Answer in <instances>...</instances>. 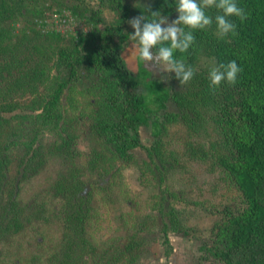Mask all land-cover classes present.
<instances>
[{
    "label": "rangeland",
    "instance_id": "obj_1",
    "mask_svg": "<svg viewBox=\"0 0 264 264\" xmlns=\"http://www.w3.org/2000/svg\"><path fill=\"white\" fill-rule=\"evenodd\" d=\"M7 1L10 14L0 22V210L8 203L13 207L0 216V223L17 207L20 227L0 238V264H55L71 235L63 218L67 193L57 190L65 180L78 183L81 194L93 196L86 236L96 250L82 256L79 252L75 264H103V250L124 245L132 232L145 238L141 256L135 263L118 264H219L205 250L215 226L227 211L238 213L246 205L231 176L215 162L216 154L228 152L217 122L227 89L221 85L214 90L216 99L202 110L204 118L196 127L184 119L166 122L156 138L151 124L141 126L142 143L160 145V156L154 152L150 157L138 147L132 159H119L93 129L105 93L96 72H83L66 89L58 126L36 120L54 84L56 50L82 40L86 45L114 14L96 0ZM124 1L130 11L127 27L134 31L128 21L141 16L138 8L154 0ZM178 16L164 17L172 22ZM133 43L125 42L122 54L137 71L139 59L129 50ZM40 50L46 55L41 57ZM213 64L214 57L200 54V70L209 75ZM143 66L170 91H186L174 72L154 74ZM36 67L42 75L30 81ZM167 110L181 111L173 100L167 101ZM165 223L172 244L168 257L161 244Z\"/></svg>",
    "mask_w": 264,
    "mask_h": 264
},
{
    "label": "trees",
    "instance_id": "obj_2",
    "mask_svg": "<svg viewBox=\"0 0 264 264\" xmlns=\"http://www.w3.org/2000/svg\"><path fill=\"white\" fill-rule=\"evenodd\" d=\"M96 1L100 8L113 13L114 19L105 22L103 28H97L86 45L82 40L79 45L56 50L54 84L43 99L36 120L58 126L64 117L63 95L66 89L83 72H96L105 93L103 107L94 121V131L110 145L119 159H132V150L138 147L145 149L150 157L154 152L160 156V145L147 147L142 143L140 127L151 124L156 138L164 131L166 122L184 119L189 126L196 127L197 120L204 118L202 110L216 99L210 87L209 75L198 67L200 54L214 57L216 65L235 60L242 71L234 85L227 82L221 84L227 89L228 93L225 92L224 96L228 101L222 104L217 120L228 152L216 154L215 162L231 176L246 205L238 213L231 210L226 212L224 220L216 224L212 241L205 250L219 264H264V0H236L237 5L244 9L247 19L241 21L236 16L229 17L236 25V34H229L223 39L215 35L214 19L222 13L216 8L206 9V14L213 18L211 28L194 30L195 44L187 52L177 50L174 53L177 60L195 69L193 79L183 85L185 92H172L152 79L151 72L141 60L137 71L129 67L122 54L123 44L134 34L127 27L129 8L124 0ZM138 12L149 20L153 19L151 12L171 15L177 12V0H154L151 5L139 7ZM8 14V1L0 0V22L6 20ZM185 31L189 29L185 27ZM229 37L232 38L229 40ZM39 54L45 56L46 51L40 50ZM37 70L38 67L30 74V81L42 75ZM144 87L147 92L142 90ZM169 100H173L181 111H168ZM33 143L34 139L27 144L30 147ZM57 190L67 193L63 218L71 235L55 264H75L73 258L79 252V256H82V252L89 254L96 250L86 236L93 196L81 194V186L70 180L60 182ZM12 207L11 203L2 205L0 216L5 217ZM16 209L5 223L0 219V238L18 232L20 208ZM73 237L82 242L79 244L80 250ZM161 237L168 257L172 244L166 223ZM143 245L145 238L132 232L124 245L103 250V264H118L122 260L135 263L141 256Z\"/></svg>",
    "mask_w": 264,
    "mask_h": 264
},
{
    "label": "clouds",
    "instance_id": "obj_3",
    "mask_svg": "<svg viewBox=\"0 0 264 264\" xmlns=\"http://www.w3.org/2000/svg\"><path fill=\"white\" fill-rule=\"evenodd\" d=\"M209 8H216L222 13L214 18L215 35L221 39L229 34H236V25L229 17L236 16L241 21L247 19L244 9L237 5L236 0H177L179 16L172 22L160 12H151V20L141 15L128 21L134 29V34H131L134 43L129 49L131 55L137 56L154 74L156 71L174 72L182 86L188 84L194 77L195 69L186 66L182 60H177L174 53L177 50L181 53L187 52L195 44L194 30L211 28L213 18L206 14V9ZM185 27L189 31L186 32ZM241 71L235 60L227 64H213L209 71L210 87L214 91L223 82L234 85ZM169 78L162 76V80Z\"/></svg>",
    "mask_w": 264,
    "mask_h": 264
}]
</instances>
